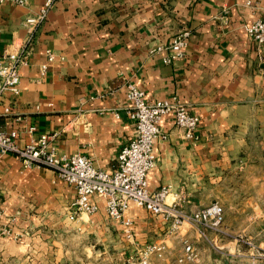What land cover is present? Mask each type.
Instances as JSON below:
<instances>
[{"label":"crops","instance_id":"1","mask_svg":"<svg viewBox=\"0 0 264 264\" xmlns=\"http://www.w3.org/2000/svg\"><path fill=\"white\" fill-rule=\"evenodd\" d=\"M45 2L0 3V55L22 44L24 19ZM263 15L264 0H54L20 68V93L6 92L0 100V130H16L20 146L55 134L59 151L112 170L135 136L127 84L142 88L149 102L177 96L199 116L198 138L187 140L172 114L164 116L160 128L167 138L155 144L148 186L153 192L167 187V201L184 213L221 202L225 237L203 239L188 225L172 232L170 220L132 206L134 238L145 244L232 240L235 219H261L260 195L235 182L264 179L255 172L264 155V42L258 45L245 29ZM182 31H189L182 60L166 64L165 52H151ZM47 49L56 58L42 75ZM75 197V187L53 169L25 166L12 153L0 156L3 219H15V237L0 238L2 263L38 242L47 245L41 234L54 222L82 230L109 224L116 237L122 234L123 224L109 220L98 198L97 212L71 220Z\"/></svg>","mask_w":264,"mask_h":264},{"label":"built area","instance_id":"2","mask_svg":"<svg viewBox=\"0 0 264 264\" xmlns=\"http://www.w3.org/2000/svg\"><path fill=\"white\" fill-rule=\"evenodd\" d=\"M26 5L28 0H0V3ZM54 0H46L40 9L24 19L27 35L22 44L15 50L5 51L0 55V100L6 92L20 93V68L28 64L37 31L46 20ZM248 35L258 44L264 42V15L245 24ZM189 31L177 34L168 44H159L151 52H165L163 62L170 64L182 60L186 55ZM56 58V54L46 50V60L41 64L44 75L48 66ZM129 102L126 113L135 123V136L123 146L118 154L116 165L112 170L96 167L92 160L80 153L66 154L57 148L55 134H42L24 146L17 143L16 130H0V156L12 153L23 161L25 166H45L53 169L68 184L75 187L76 197L70 206L69 218L77 220L81 213L94 214L99 205L96 198L104 201L108 216L121 222L127 233H133L134 219L128 216L129 209L134 206L144 208L165 220L171 221V231L177 232L182 226L196 228L199 235L207 229L222 231L224 222L223 207L215 201L208 206L184 213L177 203H170L166 196L167 187L151 191L148 186V174L156 163L155 144L159 137L167 138L160 128L164 116L172 114L174 123L182 130L187 140L198 138L200 118L177 96L147 100L146 92L130 82L126 88ZM10 107L5 108L8 113ZM34 128L31 127L30 130ZM12 235V230L3 222V208L0 205V238ZM166 253L163 243H150L145 247L143 264H149L152 254L162 256ZM194 255L193 248L186 246L181 262Z\"/></svg>","mask_w":264,"mask_h":264},{"label":"rangeland","instance_id":"3","mask_svg":"<svg viewBox=\"0 0 264 264\" xmlns=\"http://www.w3.org/2000/svg\"><path fill=\"white\" fill-rule=\"evenodd\" d=\"M258 166L256 176L264 178V155ZM248 174H252V171L249 170ZM239 183L243 188L254 189L260 195V220L256 218L255 221H245L243 217L235 219L236 230L233 231L232 240H175L171 244L158 241L166 245V253L162 256L152 254L149 264H264V179L255 181L253 177H247L235 182L241 187ZM219 203L224 214L222 231L207 229L204 235L198 234L200 238L225 237V209ZM82 214L87 215L81 213L77 220ZM86 215L85 220H89ZM14 221L13 218L8 222L3 219L11 230V222ZM106 226L109 229L87 227L82 230L71 225L57 227L56 222L54 225L48 224L41 234L42 238L48 239L47 245L44 244L45 240L42 244L38 242L30 250L27 247L25 254L20 252L22 254L18 253L4 263L0 259V264H143L145 247L150 243L135 240L134 230L133 233H127L124 225L118 237L111 225ZM6 237H15V234L12 231V235ZM187 245L193 248L194 255L181 262L180 258L184 256Z\"/></svg>","mask_w":264,"mask_h":264}]
</instances>
